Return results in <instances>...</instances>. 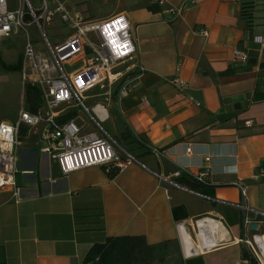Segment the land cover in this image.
Listing matches in <instances>:
<instances>
[{
  "label": "crops",
  "instance_id": "0c3cea01",
  "mask_svg": "<svg viewBox=\"0 0 264 264\" xmlns=\"http://www.w3.org/2000/svg\"><path fill=\"white\" fill-rule=\"evenodd\" d=\"M112 1L103 16L125 15L142 71L119 99L116 83L113 92L96 87L84 100L99 98L88 109L105 106L99 126L137 162L113 178L101 166L63 175L58 160L42 153L26 131L17 153L20 198L8 190L0 194V264H91L84 261L90 247L117 235H141L150 245L170 241L178 264H244L241 240L264 227V182L258 178L264 168V0H258L251 26L239 0ZM150 4L158 11L148 10ZM181 4L174 16L170 9ZM235 49L247 53V62L234 60ZM134 66L113 71L133 77ZM174 77L183 85L172 84ZM110 110L106 130L100 123L111 118ZM69 113L84 132L97 130L80 109L64 115ZM203 170L204 182L189 179ZM237 182L246 187V209ZM210 219L221 227L203 234L200 222ZM262 234L252 244L264 256ZM182 241L194 251L186 255Z\"/></svg>",
  "mask_w": 264,
  "mask_h": 264
},
{
  "label": "built area",
  "instance_id": "2783aa9c",
  "mask_svg": "<svg viewBox=\"0 0 264 264\" xmlns=\"http://www.w3.org/2000/svg\"><path fill=\"white\" fill-rule=\"evenodd\" d=\"M182 6L170 9L171 13L176 16ZM56 15L67 24L69 33L60 42L52 44L41 24L50 23ZM34 25L40 28L41 36L30 35L29 27ZM20 31L25 36L19 69L22 89L25 90L26 85L36 86L41 93L42 104L36 112L23 106L13 122L0 121V194L8 190L15 199L20 198L15 176L18 172L17 149L21 145V129L35 135L36 145L42 153L58 160L63 175L90 166H101L106 172L111 167L121 170L137 162L135 156L124 150L99 126V121L106 116L105 106L95 104L88 109L84 104L88 91L96 87L109 90L115 82L118 83L116 92L119 99L131 90L134 80L142 71L136 62L137 50L125 15L120 13L104 19L85 18L79 12H68L60 0H39V6H34L30 0H20L16 9L9 10L7 0H0V38ZM200 32L207 34L206 29ZM260 42L264 45V36ZM233 55L235 61L244 63L248 60L247 53L242 50L235 49ZM77 63H80L77 69L70 73L65 71L64 66ZM127 63L135 64L137 75L126 76L123 71L129 69L128 66L113 71ZM170 82L183 85L177 77ZM72 108H83L97 130L84 132L83 126L75 123L74 119H62L65 112ZM134 138L143 143L135 134ZM151 149L155 154L162 155L158 149ZM187 151L190 152V148ZM207 174V170H203L194 178L204 182ZM258 178L264 182V168L260 170ZM236 185L242 198L240 206L246 209V187L241 182ZM182 228L184 226L180 224V231ZM258 234L254 233L250 239L241 241L256 264H264V256L259 255L252 244Z\"/></svg>",
  "mask_w": 264,
  "mask_h": 264
},
{
  "label": "rangeland",
  "instance_id": "374dc122",
  "mask_svg": "<svg viewBox=\"0 0 264 264\" xmlns=\"http://www.w3.org/2000/svg\"><path fill=\"white\" fill-rule=\"evenodd\" d=\"M30 1L34 6H39V0H30ZM63 1L65 4V8L68 12L74 13L75 11H79L82 12V14L85 16H92L94 19H104L105 17L103 16L104 13L103 9H105V6L113 2L112 0H63ZM7 2L10 7L15 8L19 5L20 0H7ZM100 7L102 9H100L99 11L98 8ZM41 26L42 29H44L45 32L47 33L49 37V41L51 43L52 41H54L53 43H58L61 40H63L65 37L56 38L55 40L54 38L63 36L69 30L67 24L60 19L59 15L54 16L53 21L50 24L47 25L45 23H42ZM29 32L32 37L41 36V30L37 25L29 27ZM23 43H24L23 31H20L17 34H13L7 38H0V120L1 119L7 121L16 120L18 116V112L22 106L23 89L21 85L19 70L7 69L6 67H4L3 64L6 63L8 65H11L17 63V60L19 59V56L21 55L23 50ZM79 66L80 63H77L72 66L66 65L64 66V69L67 73H70L75 69H77ZM116 83L117 82H115L111 86L112 92L115 90ZM100 91H104V89H101ZM96 100H99V98L87 99L84 100V104L87 108H89L95 103ZM111 103L116 113L120 116L119 107L117 105L116 99L111 100ZM109 112L111 118L106 122L100 123L101 126L106 130H109V126L110 124H112L113 113L111 110ZM80 114L82 118H87V120L89 121L91 120L89 119L88 113L83 108L80 109ZM77 122L80 121L77 120ZM87 123H88L87 130H92V128L89 125V122ZM23 140L25 141L21 144V146H23L26 142V139ZM17 153H18V149H17ZM258 233L259 234L264 233V227H262V229ZM260 238L262 239V242L258 244L260 245L261 248H264V234H262ZM254 248L260 255V252L257 249V247L254 246ZM160 264H178L176 250L172 248L169 254L166 255V257L164 258V260L160 262Z\"/></svg>",
  "mask_w": 264,
  "mask_h": 264
},
{
  "label": "trees",
  "instance_id": "16d2710c",
  "mask_svg": "<svg viewBox=\"0 0 264 264\" xmlns=\"http://www.w3.org/2000/svg\"><path fill=\"white\" fill-rule=\"evenodd\" d=\"M241 5V17L246 21L248 26L254 22L255 12L258 5V0H239ZM150 11H158L159 7L156 4L147 6ZM21 58L16 64L8 65L4 63L7 69H20ZM226 71L225 73H228ZM24 107L31 112H36L42 104L41 93L36 86L26 85L24 90ZM72 114L62 116V119H70ZM26 135V130L21 129L20 138ZM129 133L123 134L122 138H127ZM135 139V138H134ZM136 140V139H135ZM137 141V140H136ZM139 142V141H137ZM118 169L111 167L109 172H106L108 177L113 178ZM182 178H178L181 181ZM194 183H201L195 178L189 177ZM170 241L162 242L155 245L147 243L144 236H129L117 235L107 237L104 242L93 244L85 255L84 261L91 264H151L155 261H163L166 255L169 254ZM242 259L244 264H256V260L252 257L248 250H244Z\"/></svg>",
  "mask_w": 264,
  "mask_h": 264
},
{
  "label": "bare ground",
  "instance_id": "6f19581e",
  "mask_svg": "<svg viewBox=\"0 0 264 264\" xmlns=\"http://www.w3.org/2000/svg\"><path fill=\"white\" fill-rule=\"evenodd\" d=\"M199 220H203V219H199ZM199 220L197 221V227H198ZM220 227L221 226L216 225V223L214 221H212V219L200 222V228H201V231L203 234H208L209 232H215L216 230L220 229ZM221 234L224 235L223 231H221ZM181 238H182V230H181ZM209 238H210V236H209ZM182 245H183V248L187 254H190L191 252L194 251V247H192L190 244H188V242L182 241Z\"/></svg>",
  "mask_w": 264,
  "mask_h": 264
},
{
  "label": "water",
  "instance_id": "95a60500",
  "mask_svg": "<svg viewBox=\"0 0 264 264\" xmlns=\"http://www.w3.org/2000/svg\"><path fill=\"white\" fill-rule=\"evenodd\" d=\"M250 229L253 231H258V229H259L258 224H256V223L250 224Z\"/></svg>",
  "mask_w": 264,
  "mask_h": 264
}]
</instances>
